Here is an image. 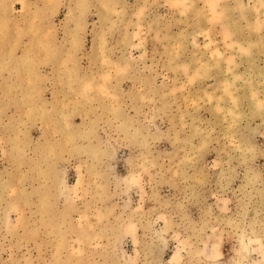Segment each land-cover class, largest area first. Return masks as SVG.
I'll list each match as a JSON object with an SVG mask.
<instances>
[{
	"label": "rangeland",
	"instance_id": "1",
	"mask_svg": "<svg viewBox=\"0 0 264 264\" xmlns=\"http://www.w3.org/2000/svg\"><path fill=\"white\" fill-rule=\"evenodd\" d=\"M0 264H264V0H0Z\"/></svg>",
	"mask_w": 264,
	"mask_h": 264
}]
</instances>
